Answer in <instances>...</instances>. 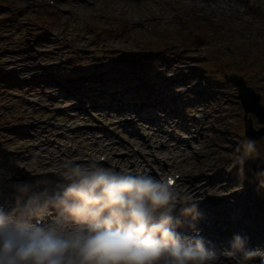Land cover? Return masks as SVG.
<instances>
[{"label":"rangeland","instance_id":"374dc122","mask_svg":"<svg viewBox=\"0 0 264 264\" xmlns=\"http://www.w3.org/2000/svg\"><path fill=\"white\" fill-rule=\"evenodd\" d=\"M0 4V74L36 77L42 84L24 86L14 95L0 90V202L14 197L17 185L54 187L59 181L49 169L60 160L84 162L104 151L105 166L142 170L157 178L181 174L177 185L193 195L203 213L201 231L212 229L206 220L221 219L229 224L223 235L226 246L233 234L241 233L251 248L264 249V211L257 212L261 197H251L257 180L250 187L231 181L236 149L244 139L242 109L220 78L215 81L222 87L206 86L204 75L207 62L214 70L238 74L242 58L246 63L240 65L242 74L264 87V0H0ZM231 57L236 58L232 65ZM214 70L212 75L208 72L211 78L222 76ZM52 78L55 84L49 81ZM129 78L146 87L134 89ZM121 85H127L122 91L133 88L125 95L116 93ZM66 93L75 96L66 98ZM139 100H145L143 111H151L148 118H161L150 140L139 128H119V118L112 117L134 108ZM102 101H109L112 113L100 112ZM162 109L166 119L154 113ZM59 115L60 122H53ZM112 131L126 142H119ZM131 146L150 155L153 169ZM257 146L260 158L246 166L249 174L264 167V139ZM231 260L240 264L239 258Z\"/></svg>","mask_w":264,"mask_h":264},{"label":"clouds","instance_id":"9594fccd","mask_svg":"<svg viewBox=\"0 0 264 264\" xmlns=\"http://www.w3.org/2000/svg\"><path fill=\"white\" fill-rule=\"evenodd\" d=\"M259 158L257 142L243 139L232 167L242 178ZM104 159L58 161L49 169L59 181L51 188L16 186L13 202L0 204V264H220L187 189L171 176L120 170ZM256 177L257 190H264V167ZM224 255L264 264V249L251 248L241 233Z\"/></svg>","mask_w":264,"mask_h":264},{"label":"water","instance_id":"95a60500","mask_svg":"<svg viewBox=\"0 0 264 264\" xmlns=\"http://www.w3.org/2000/svg\"><path fill=\"white\" fill-rule=\"evenodd\" d=\"M226 82L233 84L237 88L238 97L244 108L245 115L251 113L257 117L259 122L263 123V127L256 131L252 127L251 119L246 120V138H251L255 141L261 139L264 136V107L260 105V96L247 88L242 78L236 76L226 77Z\"/></svg>","mask_w":264,"mask_h":264},{"label":"trees","instance_id":"16d2710c","mask_svg":"<svg viewBox=\"0 0 264 264\" xmlns=\"http://www.w3.org/2000/svg\"><path fill=\"white\" fill-rule=\"evenodd\" d=\"M1 5V4H0ZM8 7V6H7ZM251 81V79H249V82ZM264 88V87H263ZM262 88V86L261 87H259V88H257V90L258 91H260L261 93H262V90L264 91V89ZM260 89H262V90H260ZM254 176H256V175H254ZM252 177L253 176H249V177H247V180H249V178H251L252 179ZM261 193H263V195H264V190H262V191H260Z\"/></svg>","mask_w":264,"mask_h":264},{"label":"bare ground","instance_id":"6f19581e","mask_svg":"<svg viewBox=\"0 0 264 264\" xmlns=\"http://www.w3.org/2000/svg\"><path fill=\"white\" fill-rule=\"evenodd\" d=\"M225 262H226V264H231V261L228 259V260H226V259H223Z\"/></svg>","mask_w":264,"mask_h":264}]
</instances>
